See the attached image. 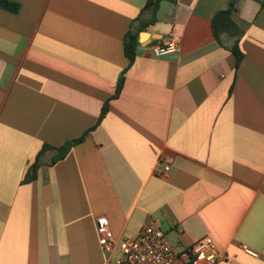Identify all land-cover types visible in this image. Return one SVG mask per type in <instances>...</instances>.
<instances>
[{
    "label": "crops",
    "instance_id": "crops-1",
    "mask_svg": "<svg viewBox=\"0 0 264 264\" xmlns=\"http://www.w3.org/2000/svg\"><path fill=\"white\" fill-rule=\"evenodd\" d=\"M6 1L18 11L0 8V264H113L101 217L116 242L153 218L178 250L209 237L222 264H264V7L237 0L236 68L211 31L230 0L163 1L127 67L147 0ZM170 38L175 53L149 52ZM82 136L36 163L44 144Z\"/></svg>",
    "mask_w": 264,
    "mask_h": 264
},
{
    "label": "built area",
    "instance_id": "built-area-1",
    "mask_svg": "<svg viewBox=\"0 0 264 264\" xmlns=\"http://www.w3.org/2000/svg\"><path fill=\"white\" fill-rule=\"evenodd\" d=\"M178 40L170 38L166 43H151L147 47L155 57H164L175 53ZM160 169L155 170V176L166 177L170 172V160L161 159ZM99 233V246L107 253L115 250L118 256L113 264H222L225 256L219 253L209 237H203L188 249H176L166 238L159 220L148 218L134 238H124L116 242L109 228L107 218L96 221ZM243 250L249 255H255L245 246Z\"/></svg>",
    "mask_w": 264,
    "mask_h": 264
},
{
    "label": "trees",
    "instance_id": "trees-1",
    "mask_svg": "<svg viewBox=\"0 0 264 264\" xmlns=\"http://www.w3.org/2000/svg\"><path fill=\"white\" fill-rule=\"evenodd\" d=\"M163 1L171 2L172 4H176L177 0H147L144 7L140 11V15L137 18L136 22L138 26L136 28H131L125 34L123 38V54L127 59V67H130L135 60L136 51L138 47V38L139 33L145 30L148 26L153 25L157 22V13L159 10L160 3ZM261 4L264 7V0H254ZM237 0H230L228 3V7L225 10H220L216 12L211 18V31L214 38L222 44V38H227L231 41L230 50L234 53L236 58V68H238L243 55L239 49V39L243 35V30L233 21L232 17L236 12ZM0 8L10 11L17 12L18 5L15 3H11L6 0H0ZM144 16H146L144 18ZM124 83V78L121 76L116 84L115 93L111 98H109L101 108L100 116L97 124L101 122L104 115L108 110V103L110 100L117 98L120 94ZM96 124V125H97ZM90 131V130H89ZM84 140V136L70 140L59 147H53L44 144L36 156V163L39 160V157L47 150L56 151V155L54 156L51 164H54L66 157L68 152L75 146L80 144ZM27 181H32L35 179V174H29L27 176Z\"/></svg>",
    "mask_w": 264,
    "mask_h": 264
},
{
    "label": "water",
    "instance_id": "water-1",
    "mask_svg": "<svg viewBox=\"0 0 264 264\" xmlns=\"http://www.w3.org/2000/svg\"><path fill=\"white\" fill-rule=\"evenodd\" d=\"M145 35H146L145 33H140V34H139V39L141 40V38H143V36H145ZM148 45H149V44H148ZM148 45H147V46H148Z\"/></svg>",
    "mask_w": 264,
    "mask_h": 264
}]
</instances>
